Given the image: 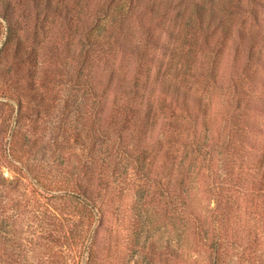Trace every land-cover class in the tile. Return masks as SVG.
<instances>
[{
  "label": "trees",
  "instance_id": "obj_1",
  "mask_svg": "<svg viewBox=\"0 0 264 264\" xmlns=\"http://www.w3.org/2000/svg\"><path fill=\"white\" fill-rule=\"evenodd\" d=\"M83 1L94 3L89 31L80 36L81 54L75 75L76 90L85 87L83 81L87 78L91 95L93 154L90 160L79 165L87 176L80 178L79 174L72 178L66 174L60 182L51 181L45 172L36 171L21 159L16 161L5 148L4 157L14 165L16 178L9 180L0 166V251H3L0 257H7L9 264H21L8 258L13 257L8 243L15 226L11 225L13 216L6 217L11 207L6 200L15 190L28 191L33 197L30 198L32 205L26 201L28 207L41 208L38 212L45 218L57 212L44 198L55 199L56 191L61 192L65 200L62 210L68 208L66 199L71 198L76 213L71 221L81 223L74 237V257L82 258L78 264H95L99 260L97 245L102 240L101 233L106 231V215L109 207L117 202V196L110 197V194L120 178L119 184H122L143 176L145 183L136 187L142 190L154 181L163 194L166 190L173 194L171 213L173 210L177 214L182 209L186 223L197 220L190 205V191L194 188L191 183L199 175L212 183L210 189L217 203L213 213L226 195L231 203L226 209L231 208L232 214L236 210L233 205L236 194L254 196L256 210L264 209L262 54L249 51L247 60L239 65L241 54L237 48L232 64L228 62L223 69L224 58L229 55L224 49L233 40L232 26L218 6L200 0H80L77 5L83 6ZM37 2L47 15L52 12L60 17L66 12L68 16L67 3ZM6 9L14 12L11 0H6ZM5 18L8 30L4 47L0 49V63L16 44L14 53L22 62L19 68L26 69L29 65L24 63L25 55L31 58L41 55L46 37L37 40L39 49L32 48L27 53L23 46L27 39L16 31L17 19ZM41 28L45 30L46 26ZM39 38L35 33V40ZM207 56H210L208 61H195L197 57ZM12 96L8 90L0 97L11 99ZM214 98L223 105L219 120L214 115ZM18 104L22 110L21 99ZM20 119L21 114L18 124ZM151 163H156L160 170L156 173L157 181L148 174ZM166 177L170 179L168 185L163 181ZM41 180L48 186L41 185ZM172 181L182 185L189 182L183 197L176 194ZM56 183L61 187L54 190L51 186ZM215 183H223L225 187L217 190ZM26 196H21L24 201H14L21 205L28 199ZM59 213L65 215V212ZM172 215L173 220L181 219ZM223 215L230 218L227 211ZM238 232L240 242L235 264H264V254L250 257L251 248L243 245L251 232L247 234L245 229ZM217 233L212 245L217 252L214 264H221L225 263L220 253L224 244ZM252 238L255 242L258 234Z\"/></svg>",
  "mask_w": 264,
  "mask_h": 264
},
{
  "label": "rangeland",
  "instance_id": "obj_2",
  "mask_svg": "<svg viewBox=\"0 0 264 264\" xmlns=\"http://www.w3.org/2000/svg\"><path fill=\"white\" fill-rule=\"evenodd\" d=\"M37 1L11 0L15 9L11 13L6 9V0H0V49L4 47L8 30L5 17L17 19L16 31L27 39L23 45L27 53L32 48L39 49L41 46L37 45V40L46 37L41 55L32 58L25 55L24 63L29 65L26 69L19 68L22 62L18 61L20 56H15L16 44L0 63V96H4L8 90L13 95L11 99L0 97V166L9 180H15L14 165L9 164L3 154L6 148L16 161L21 159L36 171L45 172L51 181L60 182L67 177L66 174L72 178L81 174L80 178H85L87 175H83L79 165L90 160L93 154L91 95L87 78L83 81L85 87L76 90L75 75L81 54L80 36L89 31L94 3L83 1V6H78L80 0H57L69 4V9L68 16L65 12L55 17L52 12L47 15L41 11ZM200 1L218 6L232 26L233 40L228 41L224 49L229 55L224 58L223 69H226L228 62L232 64V56L237 48L241 54L239 65L247 60L249 51L261 53L264 59V0ZM41 4L44 5V2L41 1ZM37 18L41 19L37 21ZM41 25H45L46 29L42 30ZM35 33L39 39L35 40ZM209 57H197L195 61H208ZM19 99L23 103L22 110ZM214 104V115L219 120L223 105L216 98ZM221 127L223 123L220 121ZM159 171L156 163L149 165L151 179L157 181ZM197 178L194 184L191 183L194 188L190 191L189 203L197 220L189 223L184 222L185 211L182 209H178L177 214L172 210L176 217H181L172 219L173 194L170 195L167 190L163 194L154 181H150L148 190L146 187L142 190L136 187L145 183L143 176L122 184H119L122 181L120 178L110 194V197L117 196V202L109 207L106 215V231L101 233L102 240L97 245L96 257L99 260L95 264H214L217 252L212 245L217 240V232L225 248L220 252L225 261L221 264H235L238 261L237 243L240 242L238 230L242 229L247 234L251 232V236L248 235L251 241L247 242L246 239L243 242L244 247L251 248L250 257L264 254V209H260V212L256 210L257 198L236 194L237 200L233 199L236 210L231 214L232 209H226L231 203L225 195L218 212L213 213L217 203L215 193L210 189L212 183L201 175ZM163 181L168 185L170 179L166 177ZM41 183L48 186L42 180ZM171 184L172 187L176 186V194L180 197L189 188V182L182 185L181 182L172 181ZM215 184L217 190L218 187H225L223 183ZM51 187L57 190L61 186ZM23 194L28 199L18 205V200L24 201L21 198ZM56 194L58 197L55 199L44 198L57 212L45 218L38 212L41 208L35 210L32 206L28 207L30 198H33L28 191L9 193L6 201L11 207H8L6 217L13 216L11 225L15 226V231L11 232L8 243L13 257L8 258L19 260L21 264H78L81 261V257H74V237L81 229L78 220L74 223L71 221L76 215L75 205L73 207L71 198H67L69 206L62 210L65 200L61 192L56 191ZM22 206L25 207L19 211ZM226 211L230 218L223 215ZM59 212H65V215ZM255 233L258 238L253 242ZM2 253L1 250L0 255ZM7 261L9 264L7 257H0V264H7Z\"/></svg>",
  "mask_w": 264,
  "mask_h": 264
}]
</instances>
